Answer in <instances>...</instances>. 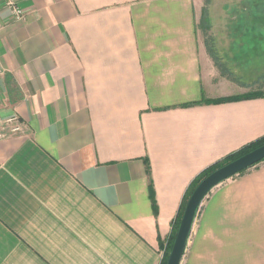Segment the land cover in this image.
Instances as JSON below:
<instances>
[{"label":"crops","instance_id":"1","mask_svg":"<svg viewBox=\"0 0 264 264\" xmlns=\"http://www.w3.org/2000/svg\"><path fill=\"white\" fill-rule=\"evenodd\" d=\"M16 2L22 20L0 0V123L21 125L0 139V264H161L191 182L264 137L259 51L203 40L205 0ZM180 264H264V161L209 192Z\"/></svg>","mask_w":264,"mask_h":264},{"label":"rangeland","instance_id":"2","mask_svg":"<svg viewBox=\"0 0 264 264\" xmlns=\"http://www.w3.org/2000/svg\"><path fill=\"white\" fill-rule=\"evenodd\" d=\"M203 10L198 12L203 40L212 44L214 38L216 47L231 50L228 59L238 63L249 61L258 50L264 68V0H205ZM203 17H207L205 22ZM260 91L264 92V87Z\"/></svg>","mask_w":264,"mask_h":264},{"label":"water","instance_id":"3","mask_svg":"<svg viewBox=\"0 0 264 264\" xmlns=\"http://www.w3.org/2000/svg\"><path fill=\"white\" fill-rule=\"evenodd\" d=\"M264 160V144L213 171L193 191L184 210L167 264H180L197 212L209 192L225 180Z\"/></svg>","mask_w":264,"mask_h":264},{"label":"trees","instance_id":"4","mask_svg":"<svg viewBox=\"0 0 264 264\" xmlns=\"http://www.w3.org/2000/svg\"><path fill=\"white\" fill-rule=\"evenodd\" d=\"M203 13H204V10H203ZM205 20H207V17H203V21L205 22ZM258 95V93H254V94H246V95H243V96H237V97H231V98H227V99H224V100H234V99H243V98H249V97H253V96H256ZM259 95H261V93H259ZM264 144V137L260 138L259 140L255 141V142H252L246 146H244L242 149H240L239 151L233 153V154H230L229 156L225 157L223 160L213 164L212 166H210L209 168L205 169L204 171H202L190 184L188 190H187V193H186V196H185V199L183 201V204H182V207H181V211H180V215L179 217L177 218L176 222H175V226H174V232H173V235H172V238L168 244V247L165 251V254H164V257L162 259V262L161 264H167V261H168V258H169V255H170V252L172 250V247H173V244H174V241H175V237H176V234H177V231H178V228H179V225H180V222H181V219H182V216H183V213H184V210L186 208V205L188 203V200L190 198V196L192 195L193 191L196 189V187L200 184V182L205 178L207 177L209 174H211L213 171L217 170L218 168L232 162L233 160L245 155L246 153L260 147L261 145ZM264 161V160H262ZM262 161H260L259 163H261ZM259 163L253 165V166H256L258 165ZM251 166V167H253ZM249 169V168H248ZM247 169L241 171L239 174H242L246 171Z\"/></svg>","mask_w":264,"mask_h":264},{"label":"built area","instance_id":"5","mask_svg":"<svg viewBox=\"0 0 264 264\" xmlns=\"http://www.w3.org/2000/svg\"><path fill=\"white\" fill-rule=\"evenodd\" d=\"M5 3L12 8L13 15L16 20H22L24 18V10L17 5L16 0H5ZM11 123L14 124L10 127L12 131H19L21 129L19 118L17 116H12L6 122L0 123V139L4 137V131Z\"/></svg>","mask_w":264,"mask_h":264}]
</instances>
